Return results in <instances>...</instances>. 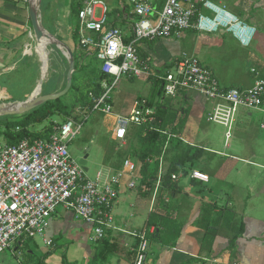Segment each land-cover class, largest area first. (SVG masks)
I'll return each mask as SVG.
<instances>
[{
  "label": "crops",
  "instance_id": "1",
  "mask_svg": "<svg viewBox=\"0 0 264 264\" xmlns=\"http://www.w3.org/2000/svg\"><path fill=\"white\" fill-rule=\"evenodd\" d=\"M29 1L0 0V91L7 94L6 97H0L2 103L25 101L34 91L39 69L44 77L48 72L45 73L43 67L39 66L41 63L36 52L38 43L33 34ZM107 1L113 7L114 2ZM208 1L226 7L230 13L256 29L248 47L241 46L232 36L223 32L203 34L191 30L183 33L179 39L140 42L139 52L146 58L152 77L163 76V71L173 66L179 57L193 55L212 71L224 88H251L257 79L252 73L253 69L264 78V0ZM70 3L71 0H42L41 19L44 27L59 40L65 38L68 46L72 42L70 48L73 50L72 28L66 29L69 20L66 21L63 15L66 10H70ZM129 16L112 17L132 38V10ZM57 52V56L50 58L49 55V58L51 62L56 60L55 71L60 78L57 84L59 89L55 91L59 92L69 66L66 58L59 50ZM81 59V55H78V60ZM21 72L33 73V79H25L24 82V85L29 84L32 88L20 87L23 94L13 98L10 83ZM128 80L149 84V92L145 96L115 94L112 105L116 115L127 116L136 101L151 98L153 83L150 78L143 76ZM154 106L175 115V121L161 130L169 138L159 158V161L163 160L164 172L169 168L171 159L178 155L173 154L174 149L178 148L179 154L191 149L190 154L198 156L194 169L207 174L210 181L199 182L191 179L190 173L188 176L181 173L183 177L177 182L182 191L171 203L176 212L175 218L182 226L181 237L175 248L151 242L146 264H264V166L256 163L259 142L264 140V115L240 110L232 138L227 142L225 129L221 135V144L224 145L221 149L214 147L216 139L212 135L213 127L207 121L213 103L199 92L184 91L176 99H165ZM127 111L129 113L125 115ZM184 118L185 127L179 134L174 133L173 128ZM108 134L110 142H118V145L122 143L113 138L112 127ZM172 140H178L181 144L176 146ZM114 156L116 154L106 155L104 164L108 173L122 169V162L118 163ZM126 159L133 161L131 158ZM150 161L154 165V160ZM133 162L140 171L142 163L136 157ZM258 169L263 170V173ZM182 179H187L186 183L181 184ZM128 181L124 178L113 207V225L116 229L107 233V239L120 248L117 255L108 257L104 263H96L94 259L100 246L94 240L93 227L77 219L62 206L63 211H56L50 219L46 238L53 241L54 249L50 251L49 262L45 259L44 263L54 264L53 260L59 259L58 264H64V255L61 256L60 252L65 251L71 264H134L138 240L128 233L140 231L147 225L157 201L152 207L154 195L144 194L148 191L146 186L138 192L140 195L137 193L141 189L140 180L138 188L129 192ZM166 200L169 201V198ZM220 214L221 218L218 217ZM207 228L213 231V241H205ZM241 228L243 238L236 240L235 248L230 250L231 241ZM212 260L217 262L213 263Z\"/></svg>",
  "mask_w": 264,
  "mask_h": 264
},
{
  "label": "built area",
  "instance_id": "2",
  "mask_svg": "<svg viewBox=\"0 0 264 264\" xmlns=\"http://www.w3.org/2000/svg\"><path fill=\"white\" fill-rule=\"evenodd\" d=\"M126 1L132 10L131 29L134 36L128 43L123 29L111 26L114 20L107 0H84L79 12L78 45L98 63L104 75L99 82L100 93H90L91 112L83 113L82 108L77 107L72 115L60 122L54 121L48 138H28L16 145L0 142V257L9 250L13 256L20 257L25 243L40 238L48 247L53 246V241L46 235L50 219L60 206L91 225L96 242L107 239L108 231L116 229L113 207L126 175H130L127 188H138L140 177L137 176V165L125 159L120 171L104 173L101 170L92 179L73 159L69 146L82 133L92 113L113 118V138L120 142H126L131 128L150 127L155 122L157 108L149 107L147 99L136 101L128 116L116 115L112 105V94L121 79L151 76L149 65L143 63L138 54L140 42L179 39L183 33L193 30L203 34L223 32L241 46L248 47L256 32L254 27L248 26L226 7L208 0ZM252 73L257 79L251 88L227 89L197 57L183 55L170 70L159 76L163 81V94L156 103L176 99L184 91L199 92L213 103L208 123L222 126L228 142L240 110L264 115V78L256 69ZM150 129L163 133L152 127ZM163 175L161 159L152 207L162 187ZM189 176L203 183L210 181V177L200 170H192ZM182 177L180 173L172 176V180ZM153 233L154 227L128 233L138 240L134 264L147 263L151 244L148 235Z\"/></svg>",
  "mask_w": 264,
  "mask_h": 264
},
{
  "label": "trees",
  "instance_id": "3",
  "mask_svg": "<svg viewBox=\"0 0 264 264\" xmlns=\"http://www.w3.org/2000/svg\"><path fill=\"white\" fill-rule=\"evenodd\" d=\"M83 1L84 0H71L70 3V15L75 18V23H72V38L75 43V47L78 45V17L79 12L83 7ZM111 26H118V21H114ZM133 37H128L126 42H130ZM82 53L86 55H81L82 59L81 61H79L78 55L76 54V50L74 48L73 54L75 57L76 71L73 77V86L67 96H72V103L74 107L77 108L80 106L83 113H90L92 109L90 93H100L99 82L104 78V75L101 73L98 67V63L94 59L90 58L85 51H83ZM138 54L142 62L146 63V58L142 56V53L139 52V49ZM85 61L89 62L85 64ZM94 63L97 65V69L95 68V66H93ZM88 67L91 71L92 69H95L94 79L96 81L94 82L93 79V81L89 85H83L79 76L81 75L82 70ZM171 68L172 66H169L167 70H170ZM67 73L64 79L62 90L66 87ZM150 80L153 83V91L150 100H148V105L149 107H154L157 99L161 98L163 94V81L160 80L159 77L152 76H150ZM63 98L42 105L33 112L23 115V119L19 121L13 122L7 120L6 118H0V124L4 128L3 132L0 129V135L2 134V136L5 137V141L10 145H16L28 138H48L51 135L52 127L54 125L53 118L57 114V117L61 116L66 118L67 116L72 115L75 111H73L69 105L63 102ZM50 118L52 119V121L49 123L50 125L44 132L34 133L30 131V128L33 125H41L42 123L48 121ZM154 118L155 122L151 124L150 127L139 128L140 132L142 133V137L138 138L140 141V147L137 149L135 154L137 160L142 163L139 171L140 188L146 186L148 191L144 194H147L148 196L152 194L149 192L155 189L159 171V158L163 155L165 146L169 142V138L166 135L155 130H151L150 128L152 127L158 130H164L169 124H172V122L175 121V116L173 115V113H169L161 107L157 109V113L155 114ZM185 123L186 118L182 119L178 126L173 128V132L179 134L185 127ZM18 128L21 129L19 132L16 131ZM171 142L180 143V141L178 140H172ZM190 152L191 149H188L187 151L178 154L174 156L173 159H171L169 168L164 172L162 178V187L160 188L157 196V207L155 211L149 215L147 220V229H151L152 227L155 228V233L148 235L149 239L151 240V242H156L164 247L175 248L178 240L181 237L182 226L181 223L175 218L176 212L172 209L171 203L181 193L182 189L177 181L172 180V176L178 175L180 173H184V176H188L190 171L194 170L196 164L195 162L197 161L198 156L196 154L191 155ZM149 160H152V162L154 160V165L148 162ZM167 197L169 198V201L166 200ZM218 217L221 218L222 215L220 214L218 215ZM242 231L243 229L240 230V233L236 235L231 241L230 250L235 248L236 240L242 234ZM212 232L213 231H211L210 228H207L205 241L214 240ZM99 246V251L97 252L94 259L96 263H104L107 261L108 257L117 255L120 251L118 245L116 243H111L109 239L100 241ZM22 252L25 254V264H45L44 260L48 255H50V253H48L45 255V257L37 259L35 254L30 250L29 242L24 244ZM63 258L64 264H69L67 262L66 256H64Z\"/></svg>",
  "mask_w": 264,
  "mask_h": 264
},
{
  "label": "rangeland",
  "instance_id": "4",
  "mask_svg": "<svg viewBox=\"0 0 264 264\" xmlns=\"http://www.w3.org/2000/svg\"><path fill=\"white\" fill-rule=\"evenodd\" d=\"M111 2L113 1V7L111 6L112 10V16L114 17H118L121 18L122 15L127 14L128 17H130V6L128 4V2L126 0H110ZM65 20L68 21V26L66 27V29L72 28V23H75V18L73 16L70 15V10H66L65 13H63ZM48 23V22H47ZM122 26V25H121ZM61 41L64 43L66 39L65 38H61ZM38 43V42H37ZM74 44V43H73ZM72 42H70L69 47H72ZM48 49L51 51L50 52V58L52 56H57L58 52L57 49L49 46ZM76 50V54L77 55H86L83 52V50L81 49V47L79 45H77L75 47ZM74 51V49L72 50ZM61 53V52H59ZM54 58V57H53ZM57 59V58H56ZM40 60V59H39ZM56 61V60H55ZM50 61V67L48 72L46 73V77H45V84L43 86V94L46 93H50V92H56L55 90L59 89V87L57 86L58 82H59V75L57 74L56 70V62ZM89 62V61H87ZM41 63V60H40ZM68 63V61H67ZM93 63V61H92ZM42 67V63L39 65ZM93 66H95V68L97 69V65L94 63ZM41 69H39L37 76L35 77L36 79V83L34 86V90L41 78ZM95 69H92V71L88 68H84L82 70L81 75L79 76L81 83L83 85H89L93 79L95 78ZM167 71V70H166ZM166 71H163V75L165 74ZM31 73V72H30ZM20 73L19 76L15 77L10 85L12 88V92L10 93L12 95V97H18L20 95L23 94L22 90H20L19 88H24V89H31V85L26 84L24 85L25 79H33V73ZM32 76V77H31ZM30 77V78H29ZM33 81V80H32ZM96 80L94 79V82ZM149 84L147 83H141L140 81H130L126 78H123L120 80L118 86L116 87L114 93L112 94V98H115V94H118V96H120L121 94H127L130 93L133 96H145L148 94L149 92ZM7 94L0 91V97H6ZM117 99V97H116ZM63 102L66 103L67 105L70 106V108L74 111L76 109V107L73 106L72 103V96H66L65 98H63ZM2 104H6V103H2V101H0V105ZM129 112H125L124 114L127 115ZM174 115V114H173ZM58 114L53 118L54 121L57 120V122L62 121L61 119H63L64 117H57ZM128 116V115H127ZM175 116V115H174ZM7 120L9 121H19L22 120L23 117L19 116V117H6ZM52 121V119L50 118L48 121L42 123L41 125H33L30 128V131L34 132V133H42L44 132L48 126L50 125L49 123ZM211 127H213L212 130V135L214 136V138L216 139V143L214 145V147H218V148H223L224 145L223 143L221 144V135L224 134V128L222 126L219 125H210ZM112 127H114V120L112 117H108L105 114L102 113H92L89 114V118L85 124V128L82 131V133L70 144L69 146V151L71 153V156L73 157L74 160H76L78 163L81 161V159H83L86 155H89L88 158V165H87V176L89 178L94 179L97 175V173L99 171H103L104 173H106V168H105V159H106V155L108 153L110 154H116V156H114V158L116 159V161H118V163L122 162L123 160H125L126 158H131L134 161L135 158V154L137 149L140 147V141H139V137H142V133L140 132V129L138 127H133L130 130V134L129 137L127 138L126 142H122L120 143V145H118V142H110L109 137L110 134H108L109 129ZM0 129L2 130V132L4 131L3 126L0 124ZM1 132V133H2ZM5 137L2 136V134L0 135V142L5 143ZM202 141H200L201 143ZM176 146L180 145L181 143L175 142ZM179 154V150L174 149L173 154ZM258 154H259V158L256 161L257 164L259 165H263L264 166V140L262 142H259V146H258ZM257 171H260L261 173H263V170L258 169ZM112 173V172H111ZM115 173V172H114ZM130 175H126L125 180L128 181V179ZM187 179H182L181 184L186 183ZM188 185V184H187ZM155 189H156V185H155ZM155 189L149 193H153L155 192ZM135 190H130L129 192H134ZM143 191V188H141L140 190H137L138 192ZM147 192V191H146ZM139 194V193H138ZM142 194V193H141ZM140 195V194H139ZM144 195V194H143ZM123 197V196H121ZM157 201V199H156ZM58 212H62L63 208L62 206L57 208ZM262 212V211H261ZM146 226L141 230L145 229ZM243 235H240V237L237 238V240H240ZM30 245V250L35 254L37 259H40L42 257H45L46 254L50 253V251H52L54 248L53 246L48 247L46 245V243L44 242L43 238L37 239L35 241H31L29 242ZM12 250H14L16 252V254L18 255L17 249L15 250V247L12 248ZM21 253L20 257H16L13 256V253L11 250L6 251L1 257H0V264H25L26 258H25V254ZM60 255H64L67 258V255L65 253V251L62 253L60 252ZM49 255L46 257V259H48L47 263L49 262ZM60 260L59 259H54L53 262L54 264H58ZM67 262L68 258H67ZM71 264V263H69Z\"/></svg>",
  "mask_w": 264,
  "mask_h": 264
},
{
  "label": "water",
  "instance_id": "5",
  "mask_svg": "<svg viewBox=\"0 0 264 264\" xmlns=\"http://www.w3.org/2000/svg\"><path fill=\"white\" fill-rule=\"evenodd\" d=\"M41 6H42V0L29 1V15L33 27V34L36 42L38 43L44 41L48 42L49 46H52L57 50H59L61 54L68 61L69 69L66 78V87L63 90L56 93L43 94L45 77L42 75V70H41V78L38 82L36 89L33 91L30 97L22 102H11L0 105V118L18 117L31 113L48 102L56 101L67 96L70 93L71 88L73 86V77L76 71V63H75V57L73 51L67 44L59 40L56 36L51 34L44 27L41 19ZM38 88L40 89L39 93H37ZM88 157L89 155H86L79 162L80 165L85 170V172H88L87 169Z\"/></svg>",
  "mask_w": 264,
  "mask_h": 264
},
{
  "label": "bare ground",
  "instance_id": "6",
  "mask_svg": "<svg viewBox=\"0 0 264 264\" xmlns=\"http://www.w3.org/2000/svg\"><path fill=\"white\" fill-rule=\"evenodd\" d=\"M49 47V43L48 42H39L38 46L36 48V52H37V56L38 58L41 60L42 63V67L44 72L48 71L49 67H50V50L48 49ZM40 92V89H37V93Z\"/></svg>",
  "mask_w": 264,
  "mask_h": 264
}]
</instances>
